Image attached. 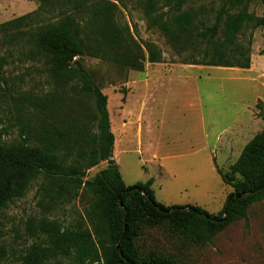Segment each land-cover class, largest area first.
Instances as JSON below:
<instances>
[{
  "label": "rangeland",
  "instance_id": "374dc122",
  "mask_svg": "<svg viewBox=\"0 0 264 264\" xmlns=\"http://www.w3.org/2000/svg\"><path fill=\"white\" fill-rule=\"evenodd\" d=\"M108 1L118 7V26L130 32L145 56V44L153 43L164 60L160 64L146 61L143 71H136L123 67L115 56L76 58L108 97L115 140L117 128L125 130L123 143L116 144L114 152L125 184L155 177L153 189L159 203L197 206L219 216L233 189L224 184L217 169L228 173L244 146L264 130V109L261 113L256 107V101H264V56L259 54L264 48V28L254 31L250 69L183 65L163 34L148 27L143 0ZM211 3L200 0L191 6L195 28L202 21L207 26L214 23L218 5ZM39 7L36 1L0 0V24L37 12ZM250 12L262 16L263 4L255 1ZM52 17L41 13L0 29V129H6L3 139L8 143L19 140L22 121L35 123L38 116L60 127L84 125L89 124L85 113L94 111L92 100L75 93L76 85L63 90L55 87L48 60L30 42V35ZM129 93L133 96L127 105ZM128 109L131 116L126 114ZM239 125L244 131L234 128ZM231 138L232 144L225 143ZM106 167L107 162H101L87 172L85 180H92ZM42 182L41 178L32 182L23 198L0 211V264H21L25 250L41 241L28 236L30 219L47 217L71 226L84 214L90 199L81 193L71 201L61 199L51 210L41 207L38 189ZM248 220L249 226L245 220L232 223L210 244H194L163 225L145 229L138 245L144 256L164 257L177 264H264V200L251 205ZM51 264L73 263L62 258Z\"/></svg>",
  "mask_w": 264,
  "mask_h": 264
},
{
  "label": "trees",
  "instance_id": "16d2710c",
  "mask_svg": "<svg viewBox=\"0 0 264 264\" xmlns=\"http://www.w3.org/2000/svg\"><path fill=\"white\" fill-rule=\"evenodd\" d=\"M29 1L40 3L37 12L0 24V29L51 13L52 20L39 26L30 42L35 52L48 60L55 87L63 90L76 85L75 93L92 100L94 111L85 113L89 124L84 125L60 127L38 116L35 123L22 121L19 140L12 143L3 139L6 129H0V211L23 198L32 182L40 178L39 204L46 210L79 193L90 199L84 214L71 226L47 217L30 219L28 236L41 241L25 250L21 264H51L62 258L73 264H177L168 258L142 255L138 240L145 229L166 225L202 245L212 243L236 221L245 220L249 226V208L264 200V130L245 145L228 173L217 169L224 184L233 189L219 216L197 206H164L156 200L154 178L127 186L118 164L110 159L114 157L115 136L108 97L76 58L115 56L123 67L143 71L146 61L163 63L161 49L146 43V57L130 32L116 23L118 7L112 1ZM198 1L143 0L141 6L148 27L158 29L177 50L178 63L250 69L254 31L264 28V13L250 12V5L260 1L264 6V0H212V6L218 5L214 23L207 26L202 21L201 27L195 28L196 13L191 6ZM259 54L264 56V48ZM256 107L262 113L264 101L258 100ZM104 161L107 167L92 180H85L87 172ZM119 199L126 210V222Z\"/></svg>",
  "mask_w": 264,
  "mask_h": 264
},
{
  "label": "crops",
  "instance_id": "0c3cea01",
  "mask_svg": "<svg viewBox=\"0 0 264 264\" xmlns=\"http://www.w3.org/2000/svg\"><path fill=\"white\" fill-rule=\"evenodd\" d=\"M133 93H129V98H127V105L129 104L128 103V101H129V99L131 98V96H133L132 95ZM259 100H262L263 101V99H259ZM257 102L258 101H256V104H257ZM252 112V111H251ZM126 114L128 115V116H131L132 115V112L131 111H129V109H128V111H126ZM140 117L141 116H139V119H140ZM231 128H233V127H231ZM234 128H239L240 130H242V131H244V127L242 126V125H239L238 127L236 126V127H234ZM230 128H228V129H226V130H223V131H228ZM117 133H118V136H116V140H115V145L116 144H122L123 143V140H124V135H125V130H122L121 128L120 129H118L117 128ZM221 133V132H220ZM142 134V133H141ZM225 143H227L228 145H230V144H232L233 142H232V138L231 139H229L228 141H225ZM218 144H220V141H218V142H216V143H214V145H218ZM115 145H114V148H115ZM213 145V146H214ZM245 147V146H244ZM220 151H222L221 149H220ZM113 154H114V152H113ZM240 157V156H239ZM113 159L115 158V157H112ZM153 158L155 159L156 158V155H153ZM238 159V158H237ZM115 160V159H114ZM125 182V181H124ZM154 183H155V177H154ZM154 185V184H153ZM155 192V191H154ZM155 197H156V195H155ZM157 200V199H156ZM165 206V205H164ZM173 206H175V205H173ZM167 207H171V206H167Z\"/></svg>",
  "mask_w": 264,
  "mask_h": 264
},
{
  "label": "water",
  "instance_id": "95a60500",
  "mask_svg": "<svg viewBox=\"0 0 264 264\" xmlns=\"http://www.w3.org/2000/svg\"><path fill=\"white\" fill-rule=\"evenodd\" d=\"M110 159H112V157H110ZM133 189H135V190H138V188H133ZM243 195H238V196H235L234 195V197H237V198H241ZM118 203H119V206H120V208L121 209H123V211H124V213H125V222H126V210L124 209V207H123V204H122V202H121V200L119 199L118 200ZM228 205V204H227ZM192 211V210H191ZM227 211V207L225 208V212ZM193 212V211H192ZM125 231H126V227H125ZM117 249L119 250L120 249V246L118 245L117 246Z\"/></svg>",
  "mask_w": 264,
  "mask_h": 264
}]
</instances>
